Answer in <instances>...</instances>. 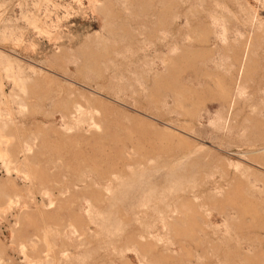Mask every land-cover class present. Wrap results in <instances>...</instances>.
<instances>
[{
    "label": "rangeland",
    "instance_id": "obj_1",
    "mask_svg": "<svg viewBox=\"0 0 264 264\" xmlns=\"http://www.w3.org/2000/svg\"><path fill=\"white\" fill-rule=\"evenodd\" d=\"M0 264H264V0H0Z\"/></svg>",
    "mask_w": 264,
    "mask_h": 264
}]
</instances>
